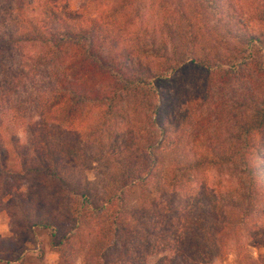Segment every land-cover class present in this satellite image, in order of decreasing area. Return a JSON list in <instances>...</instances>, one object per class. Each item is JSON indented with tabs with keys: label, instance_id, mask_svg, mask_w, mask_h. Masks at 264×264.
<instances>
[{
	"label": "trees",
	"instance_id": "16d2710c",
	"mask_svg": "<svg viewBox=\"0 0 264 264\" xmlns=\"http://www.w3.org/2000/svg\"><path fill=\"white\" fill-rule=\"evenodd\" d=\"M147 1L18 0L15 24L0 30V206L16 231L45 232L56 264H226L228 255L260 264L249 247L264 244V219L254 218L264 194L256 148L264 95L244 98L251 118L238 121L225 149L188 153L175 141L171 88L215 74L228 84L257 77L264 90V32L254 24L264 22V1L181 0L171 27L147 19L139 31ZM25 46L34 53L11 61ZM30 83L37 121L17 133L4 118H17L13 99ZM140 115L146 127L131 129ZM118 128L137 158L91 186L76 172L79 157L114 149ZM223 168L225 189L197 179ZM19 260L16 242L0 241V264Z\"/></svg>",
	"mask_w": 264,
	"mask_h": 264
},
{
	"label": "rangeland",
	"instance_id": "374dc122",
	"mask_svg": "<svg viewBox=\"0 0 264 264\" xmlns=\"http://www.w3.org/2000/svg\"><path fill=\"white\" fill-rule=\"evenodd\" d=\"M33 1V0H29ZM87 0H76V3ZM181 0H149L147 8V18L138 26L139 31H144L147 25V19L155 20L156 27L168 29L177 19V7ZM248 5L256 6L264 0H245ZM18 0H0V30L10 29L18 19L16 7ZM75 5V4H74ZM164 5V7H160ZM35 3L26 7V12L31 16L35 12ZM89 10L90 13H96L94 9ZM255 27L264 32V22H254ZM213 23L210 24L212 27ZM149 27V26H148ZM211 32V31H210ZM211 40V36H206ZM205 41V42H206ZM204 42V43H205ZM210 48L209 45H206ZM34 50L30 47H18L13 51L11 61H17L18 57L23 53L32 54ZM156 61L153 65L156 66ZM158 64H160L158 62ZM216 71V67L212 69ZM177 81L180 75L175 76ZM253 77L248 81H233L226 83L215 74H199L192 75L189 80L183 84L173 86L171 94V104L174 107V131L175 141L179 150L193 153L199 149H203L209 145L217 149H225L226 143L230 141L232 132L236 125L244 120L251 118V110L243 105L244 98L257 99L264 95L262 81ZM35 83H30L26 91L13 99L12 105L17 118L11 113L4 120L10 124L11 121L17 122L14 132L21 133L26 131L27 125L37 121L35 113V99L37 95ZM208 90L211 95L209 103L204 102V92ZM247 95V96H246ZM131 129H139L146 127V119L140 115L134 118ZM124 127L122 121L118 124ZM237 129V128H236ZM118 144L114 149L101 152L95 151L93 147L86 148L85 152L80 155L76 172L84 174L91 186H100L103 183L102 172L118 175L121 167L126 162L135 160L136 155L133 154L134 144L132 139L125 136V128H118ZM256 148L260 149L259 155L264 156V134L256 142ZM137 158V156H136ZM264 161V158H263ZM197 179L200 183H206L211 188H226V168L221 171L209 170L203 174H198ZM157 197V194L153 196ZM140 194L138 190H134L129 196L131 203H136ZM255 219H264V194L258 197L255 204ZM9 210L0 206V241L11 239L18 245L20 252V260L15 264H56L58 260L57 253L50 248L49 239L45 232L36 231L33 234L28 232H19L11 227ZM249 251L260 264H264V244L262 246H250ZM233 255L224 258L226 264H232ZM73 264H82L81 258L76 257Z\"/></svg>",
	"mask_w": 264,
	"mask_h": 264
}]
</instances>
